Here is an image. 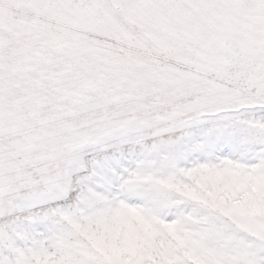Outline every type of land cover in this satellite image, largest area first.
<instances>
[{
  "label": "snow or ice",
  "instance_id": "1",
  "mask_svg": "<svg viewBox=\"0 0 264 264\" xmlns=\"http://www.w3.org/2000/svg\"><path fill=\"white\" fill-rule=\"evenodd\" d=\"M0 264H264V0H0Z\"/></svg>",
  "mask_w": 264,
  "mask_h": 264
}]
</instances>
